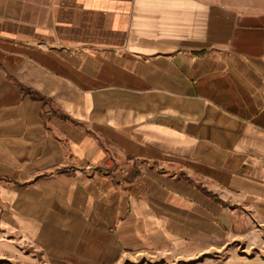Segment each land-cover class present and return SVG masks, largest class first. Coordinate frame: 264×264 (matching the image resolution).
Segmentation results:
<instances>
[{"label":"crops","instance_id":"obj_1","mask_svg":"<svg viewBox=\"0 0 264 264\" xmlns=\"http://www.w3.org/2000/svg\"><path fill=\"white\" fill-rule=\"evenodd\" d=\"M243 238L264 242V0H0V264Z\"/></svg>","mask_w":264,"mask_h":264},{"label":"rangeland","instance_id":"obj_2","mask_svg":"<svg viewBox=\"0 0 264 264\" xmlns=\"http://www.w3.org/2000/svg\"><path fill=\"white\" fill-rule=\"evenodd\" d=\"M133 259V264H264V242L254 238L229 239L221 248L153 252ZM37 264L48 263L41 258Z\"/></svg>","mask_w":264,"mask_h":264},{"label":"built area","instance_id":"obj_3","mask_svg":"<svg viewBox=\"0 0 264 264\" xmlns=\"http://www.w3.org/2000/svg\"><path fill=\"white\" fill-rule=\"evenodd\" d=\"M87 169H89V170H90V169H91V166H87Z\"/></svg>","mask_w":264,"mask_h":264}]
</instances>
